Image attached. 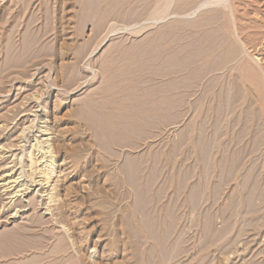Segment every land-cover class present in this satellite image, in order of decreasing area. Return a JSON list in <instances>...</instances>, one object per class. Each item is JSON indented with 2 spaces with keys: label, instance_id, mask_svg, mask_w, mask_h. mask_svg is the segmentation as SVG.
<instances>
[{
  "label": "rangeland",
  "instance_id": "obj_1",
  "mask_svg": "<svg viewBox=\"0 0 264 264\" xmlns=\"http://www.w3.org/2000/svg\"><path fill=\"white\" fill-rule=\"evenodd\" d=\"M165 1L0 0V264H264V0Z\"/></svg>",
  "mask_w": 264,
  "mask_h": 264
},
{
  "label": "bare ground",
  "instance_id": "obj_2",
  "mask_svg": "<svg viewBox=\"0 0 264 264\" xmlns=\"http://www.w3.org/2000/svg\"><path fill=\"white\" fill-rule=\"evenodd\" d=\"M165 1V0H164ZM170 1V0H169ZM162 2V0H161ZM189 2V1H188ZM166 5H167V0L165 1ZM164 3V5H165ZM175 3V2H174ZM205 3V2H204ZM172 4V3H171ZM185 4V3H184ZM203 6V5H202ZM168 8V7H167ZM159 16V15H158ZM230 25V24H229ZM203 33V32H202ZM196 34V33H195ZM190 35V34H188ZM190 37V36H189ZM202 39V38H201ZM188 40V39H187ZM193 40V39H192ZM191 41V40H189ZM193 42V41H192ZM191 42V43H192ZM187 45V44H186ZM180 46V45H179ZM191 48V47H189ZM180 49V48H179ZM193 50V49H192ZM214 51V50H213ZM182 56V55H181ZM44 142V141H43ZM49 142V141H48ZM46 143V142H45ZM47 144V143H46ZM48 147V145H46ZM46 151V150H44ZM44 153V152H43ZM45 154V153H44ZM49 154V152L47 151V153L44 155V156H41L40 158H38L36 160V166L38 164H41L42 160L43 159H49L51 157H47V155ZM52 154V153H51ZM17 157V156H16ZM52 160V158H51ZM49 160V161H46L44 162V164L46 163L45 166L42 165V167H38L39 169L42 168V169H36V168H32L31 167V172L32 174L36 173V177L35 179L33 180V183L32 185H34L35 188L39 187V186H43V187H48L47 189L44 188V191L45 194H42L40 195V197L44 196L47 198H51L53 195H55L56 193H59L62 191V186H64V183L66 181V178L64 177V175L62 173H64L65 170H63L62 172V169L63 167L60 169V165H58L57 167L59 168L58 172L56 173L55 175V168H56V165L53 164V162ZM43 163V162H42ZM9 164V163H8ZM55 167V168H54ZM12 168V167H11ZM16 169V165L12 168V170H9L8 173L7 171L4 172V173H7L6 175H1L0 177V196L2 197V201H11L14 197L16 196H20L21 195V192H22V189H20V187L24 186V184L22 185H17L15 183H18V178H15V175H13V173L17 172L15 171ZM21 169V168H20ZM38 170V171H37ZM20 171V170H19ZM12 173V175L10 174ZM22 173V172H21ZM53 173L55 175V177H53ZM21 176V175H20ZM27 184V183H26ZM28 185V184H27ZM14 187V188H13ZM26 187V186H25ZM42 187V189H43ZM29 189V188H28ZM38 191V190H37ZM26 192V191H25ZM40 193V191H39ZM37 192V194H39ZM24 194V192H22V195ZM65 196V195H64ZM39 197V196H38ZM53 198V197H52ZM51 198V199H52ZM7 203V202H6ZM50 211V210H49ZM18 214V213H17Z\"/></svg>",
  "mask_w": 264,
  "mask_h": 264
}]
</instances>
